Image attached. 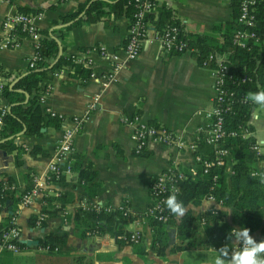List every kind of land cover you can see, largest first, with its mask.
<instances>
[{
    "label": "crops",
    "instance_id": "1",
    "mask_svg": "<svg viewBox=\"0 0 264 264\" xmlns=\"http://www.w3.org/2000/svg\"><path fill=\"white\" fill-rule=\"evenodd\" d=\"M86 1L0 0V40L7 35L3 32V19L21 8L35 16L38 31L36 37L18 35L16 47L0 49V84H8L11 89L26 73L41 31H46L59 46L58 57L63 56L69 62L42 82L48 92L44 102H39L40 110L46 114L45 110L50 109L65 119L88 114L74 138L71 167H88L94 173L90 181L78 182V170L71 169L61 173V183L49 181L51 173L47 166L61 136V126L42 127L39 135L26 134L23 126L20 132L9 137L14 148L0 146V179L10 176L15 195H20L12 221L18 227L19 241L25 246L17 251H0V264H76L75 255L84 256L81 264H214L218 255L215 249L225 245L236 249L232 247L235 237L222 240L219 247L187 244L171 249L170 246L177 242L175 223L178 218L175 217L164 223L166 236L169 227L175 228L174 241L169 243L167 236L166 247L162 253H157L155 247L150 246L151 228L145 215L150 203L149 182L168 168H176L195 178L196 158L211 148L203 142L212 95L209 71L195 61L193 50L162 51L151 20L147 21L148 28L137 57L121 61L129 21L125 10L114 12L104 7L105 13L99 20L88 22V5L81 9ZM230 3L231 0H155V8L149 14L154 19L156 8L165 6L172 9L173 17L186 33L207 36L222 43V24L232 19ZM69 15L71 19L65 20ZM215 26L220 28L216 30ZM112 52L118 53L121 65L114 80L103 86L98 78L89 77V73L108 72L114 64L108 56ZM79 66L88 70V74L83 76L77 70ZM17 91L24 96L22 103H26L29 93ZM94 96L97 101L88 110ZM8 103L0 88V110H9ZM133 116L174 133L184 146L177 148L148 142L140 154H135L132 126L123 122L124 118ZM241 132L244 137L264 142V109L253 105ZM2 151L5 154H1ZM224 168L228 174L229 158ZM35 187L39 188L40 195L23 204V193ZM44 194H63L64 200L53 201V208L63 206L62 214L44 215V219H39ZM88 203L108 206L112 210L125 208L130 217L123 225L125 231L137 229L140 238L136 242H125L121 238L123 242L118 244L107 232L81 235L73 215L78 214L82 222ZM186 207L198 219L206 211L218 210L225 212L223 219L229 221V208L218 205L215 200L204 198L198 205ZM11 213L6 207L0 213V221L3 215ZM199 224L203 227V218L199 219ZM233 228L239 229L236 225H232ZM49 233L65 235L66 241L52 249L48 244L43 246L40 241L48 240ZM250 235L255 240H264L258 229Z\"/></svg>",
    "mask_w": 264,
    "mask_h": 264
},
{
    "label": "trees",
    "instance_id": "2",
    "mask_svg": "<svg viewBox=\"0 0 264 264\" xmlns=\"http://www.w3.org/2000/svg\"><path fill=\"white\" fill-rule=\"evenodd\" d=\"M107 1L110 2L87 0L82 5L81 9L88 5L86 9L88 22L99 20L101 14L105 13L102 9L104 7L114 12L125 10L124 12L130 21L133 9L132 0ZM230 6L232 19L222 24L224 27V33L221 34L222 43H218L215 39L207 36L186 33L178 19L173 17L172 9L165 6L156 8L157 13L154 19L151 14L146 15L147 20H151L154 31L157 33L165 27L177 28V38L185 42L187 47L193 49L194 59L201 66L206 63L207 54H225L224 63L230 73V78L224 82V88L230 96L226 95L224 99V102L229 103V109L224 113L223 118L225 131L227 133L234 132L235 135L228 134L218 143L219 147L225 148L228 152L230 171L227 174L223 165L211 166L204 175L199 174L198 170L195 178L183 172L185 177L177 183L179 187L178 199L185 206H196L202 199L212 195L216 201H220L221 206L229 208V221H224L225 212L223 211H206L200 217L203 218V227H201L200 218L193 217L187 211L186 215L179 218L175 223L177 242L170 246L171 249H180L187 244L219 247L222 240L227 239L231 234L232 225L238 226L239 229L247 227L251 231L258 229L259 233L264 235V187L257 177L250 174L257 165V157L249 149L254 139L242 137L239 134V130L253 106L252 103L246 101L244 95L249 92L264 90V43L259 46H252L249 50L239 49L231 44V31L237 27L235 22L237 0H231ZM19 12L30 13L24 8L19 9ZM252 12L255 14L256 31H264V4H255ZM71 17L72 15H69L65 20H69ZM79 23L80 21L74 24ZM219 28L220 26L214 27L216 30ZM41 33V38H39L35 48L36 59L33 67H28L26 73L15 82L11 89H9L8 84H5L1 89L2 95L8 99V104L11 107L2 115L3 125L0 130V140L4 141H0V146H5L10 150L14 146L8 138L20 132L23 126L25 133L30 135H39L42 127H60V120L57 117H51L47 113L41 112L39 95L47 89V86L42 82L68 64L69 60L63 56L58 57L59 46L57 42L46 31H41ZM77 70L83 76L88 74V70L82 66H79ZM17 90L29 93L30 96L26 103H22L24 96ZM213 156V148H209L202 155L203 158H213ZM71 169H76V167L72 166ZM76 170H78V182H88L94 176L93 171L88 167ZM213 175L215 176L214 179H212ZM49 177V181L57 183L63 181L61 174L57 179L52 174ZM19 199L20 195H15L11 177L0 179V213L6 207H11L12 212L3 215L1 218L0 239L2 232L15 225L12 216ZM56 199L64 200L63 194L58 196L44 194L41 197V201L44 203L41 213L48 216L62 214V205L53 208V201ZM122 212L123 210L120 209L108 212L87 209L84 212L82 222H79V215L76 213L73 215V219L81 228V235L107 232L114 237L118 244H121L123 242L121 235L127 232L123 225L130 220V217L123 215ZM146 221L151 228L150 246L155 247L157 253H162L167 245L164 223L148 217ZM47 237L49 239L40 241V244L43 246L48 244L50 249L66 241L65 235L49 233ZM17 243L19 248L25 246L20 241ZM2 250L8 249H1L0 251ZM83 257L82 255H75L73 259L76 264H81Z\"/></svg>",
    "mask_w": 264,
    "mask_h": 264
},
{
    "label": "built area",
    "instance_id": "3",
    "mask_svg": "<svg viewBox=\"0 0 264 264\" xmlns=\"http://www.w3.org/2000/svg\"><path fill=\"white\" fill-rule=\"evenodd\" d=\"M257 3L264 4V0H237L235 18L237 27L231 31V44L239 49L249 50L252 46H259L264 43V31H256L255 14L252 12L253 6ZM132 4L133 9L131 19L128 24L125 42L121 48V53L123 55L121 61H128L137 57L148 28L146 15L151 13L155 8V0H132ZM2 28L4 34L7 35L0 40V49L7 46H18L16 37L20 34L33 37L38 35L35 25V16L19 11L8 13L3 19ZM177 32V28L172 26L165 27L159 33L156 32V38L162 51L166 53H181L193 50L192 48L187 47L185 42L177 38ZM37 44L38 41L35 48ZM108 56L114 63L108 72L99 75L89 73V77L98 78L103 86H106L114 80V76L121 65L117 52H112ZM35 59L36 55H34L29 61V67H33ZM205 62L206 63H203V66L208 69L211 76L212 95L211 106L207 112L209 120L205 128L203 142L214 149V156L213 158H203L201 155L196 158L199 174L201 175L206 174L211 166H225L228 152L225 148L219 147L218 143L228 134L235 135L234 132L227 133L224 129L223 116L229 109V103L224 102V99L226 95L230 96L224 88L225 80L230 78V73L224 63V54L209 53L206 56ZM2 87L3 85L0 84L1 89ZM47 92L48 89L39 95L40 103L44 102ZM246 95H244V98H246ZM96 101L97 96H94L88 104V110L94 107ZM5 111L6 109L0 110V130L3 125L2 115ZM45 111L49 116L57 117L60 120L61 136L57 142L55 153L47 166L48 172L57 179L62 172L71 171V155L75 150L74 138L81 128L82 123L88 119V114L82 116L73 115L65 119L64 116L55 113L50 109H46ZM123 122L128 126H132V137L134 139L133 148L135 154H140L148 142L173 145L177 148L184 146V142L174 133H170L165 129L139 121L137 116L124 118ZM239 134L244 137L241 128ZM190 148L194 149V146L190 145ZM249 149L257 157L256 168L252 170L250 174L257 177L264 187V180H262V178H264V144L260 141H254ZM184 177L185 175L182 171L176 168H168L157 174L149 182L148 196L150 203L145 211L146 217L166 224L169 220L176 217L167 209L165 200L174 189L178 190L179 193L177 183ZM214 178L215 176L213 175L212 179ZM39 195V188L35 187L23 193L22 203L28 204ZM205 199L215 200L212 195H208ZM216 202L220 205V201ZM85 208L102 210L104 212L112 210L108 206H100L94 203L86 204ZM120 210H123V215H128L125 208H120ZM39 219H44V214L41 213ZM121 238L125 242H136L140 238V232L137 229L130 230L121 235ZM17 241H19V230L17 226L13 225L2 232L0 250L9 249L17 251L19 249ZM256 241L260 242L259 240ZM232 247L237 248V244L233 243Z\"/></svg>",
    "mask_w": 264,
    "mask_h": 264
},
{
    "label": "clouds",
    "instance_id": "4",
    "mask_svg": "<svg viewBox=\"0 0 264 264\" xmlns=\"http://www.w3.org/2000/svg\"><path fill=\"white\" fill-rule=\"evenodd\" d=\"M246 101L264 109V90L249 92ZM264 180V178H262ZM167 209L178 219L187 213V207L178 199V190H173L165 200ZM230 214V213H229ZM250 229L242 227L233 228L228 239L235 237L236 249H230L227 245L220 249H215L218 255L214 259V264H264V240L257 242L251 235Z\"/></svg>",
    "mask_w": 264,
    "mask_h": 264
},
{
    "label": "water",
    "instance_id": "5",
    "mask_svg": "<svg viewBox=\"0 0 264 264\" xmlns=\"http://www.w3.org/2000/svg\"><path fill=\"white\" fill-rule=\"evenodd\" d=\"M60 51H61V49H60ZM9 109H10V107H9ZM1 154H5V152L2 151ZM8 211L11 213V207H8ZM167 236H168V242L169 243H172L174 241V236H175V228L174 227H169L168 228V230H167Z\"/></svg>",
    "mask_w": 264,
    "mask_h": 264
}]
</instances>
